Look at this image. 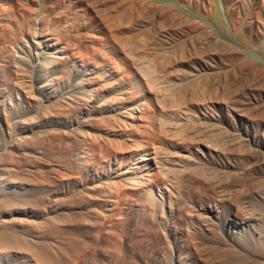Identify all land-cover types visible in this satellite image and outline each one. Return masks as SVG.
<instances>
[{"label":"rangeland","instance_id":"374dc122","mask_svg":"<svg viewBox=\"0 0 264 264\" xmlns=\"http://www.w3.org/2000/svg\"><path fill=\"white\" fill-rule=\"evenodd\" d=\"M0 264H264V0H0Z\"/></svg>","mask_w":264,"mask_h":264},{"label":"bare ground","instance_id":"6f19581e","mask_svg":"<svg viewBox=\"0 0 264 264\" xmlns=\"http://www.w3.org/2000/svg\"><path fill=\"white\" fill-rule=\"evenodd\" d=\"M91 146H96V144H94V142H93ZM99 148H100V146H99ZM74 150H75V146L72 145V144H69L68 148H67V152H66V162L68 163V166L70 167V170L73 171L74 173H77L78 165H76V163L72 160V156L74 155V152H75ZM146 154H149V153H146ZM174 174L170 175V173L169 174L166 173V174H163V177L168 179V180L171 177V179L177 180L178 182H182V178H181L182 174L181 173L180 174H175V175ZM163 177H160V175H159L156 178L157 180H154V181L159 182L160 180H162ZM135 186L137 187L135 189L138 191L137 196H142V198H145V200H147L148 202L149 201L150 202L154 201V198H153L154 195H153V192H152V188L150 187L149 184L146 185L144 183H138V184H135Z\"/></svg>","mask_w":264,"mask_h":264}]
</instances>
